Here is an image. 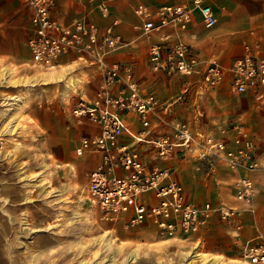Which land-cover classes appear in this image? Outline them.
<instances>
[{
  "label": "rangeland",
  "instance_id": "obj_1",
  "mask_svg": "<svg viewBox=\"0 0 264 264\" xmlns=\"http://www.w3.org/2000/svg\"><path fill=\"white\" fill-rule=\"evenodd\" d=\"M131 32L126 36L136 37L133 46L122 49L134 53L133 59L140 64L137 70L146 81L144 87L181 99L188 92L182 82L190 78L146 68L149 38ZM253 32L239 37L231 56L241 54ZM48 71L26 63L0 68V264H124L132 251L136 257L129 264H245L239 252L230 257L207 251L202 234H209L211 223L200 237V232L173 237L159 233L150 221L126 226L122 219L104 217L87 197L86 170L94 163L86 156L88 152L79 155L75 150L77 126H91L78 124L71 111L77 93L83 89L91 92L95 85L81 84L62 97L66 92H60L63 85L47 83L44 79L50 75L40 76ZM220 91L228 89L210 90L199 98L208 102L201 113L187 115L183 107L176 109L175 121H186L193 131L213 136L220 132V125L242 123L252 136L258 160L253 172L264 177V102L258 104L252 95L236 92H231L232 99ZM174 156L175 178L186 192L187 185L190 187L192 201H223L226 205L233 201L231 204H241L236 206L239 210L264 211V194H258L255 177L248 203L233 192L236 178L232 179L220 158H198L196 150L179 148ZM188 171L189 177L183 179ZM212 222L215 228L211 229L221 231L224 221L216 217ZM209 236L222 241L218 233Z\"/></svg>",
  "mask_w": 264,
  "mask_h": 264
},
{
  "label": "built area",
  "instance_id": "obj_2",
  "mask_svg": "<svg viewBox=\"0 0 264 264\" xmlns=\"http://www.w3.org/2000/svg\"><path fill=\"white\" fill-rule=\"evenodd\" d=\"M30 9V27L26 43L30 58L27 64L49 70L59 64L62 55L74 53L86 64L93 65L100 76L92 96H80L71 111L78 124L95 127L82 133L76 153L99 155L97 166L88 171L87 197L99 206L106 218H119L127 225L150 221L161 234L178 236L197 233L216 213L227 219L239 212L236 206L210 201L192 202L186 198L182 184L173 176L171 165L148 166L139 144L155 150V157L169 159L175 148L196 150L198 158L216 156L236 171L240 167L253 170L258 166L254 143L242 123L221 126L222 137L193 131L186 121L176 120L169 131L152 133L156 127L151 113L159 100L156 94L142 92L128 63H109L106 57L128 42L115 29L114 17L100 27L87 14L62 22L52 15L55 0H26ZM94 1V0H89ZM99 0L102 16H110L109 3ZM213 0H181L150 7L133 5L140 23L136 28L157 38L148 45V60L153 69L200 77L203 86L216 87L227 77L231 90L252 93L264 100V48L259 39L246 41L243 51L229 65L218 58L202 60L193 47L180 38H172L164 27L185 29L198 11L206 27L214 25L217 16ZM135 114L141 128L134 130L126 119ZM122 135L131 138L121 140ZM122 171V172H119ZM235 195L250 202L254 191L251 177L239 175L234 183ZM245 264H264V232H258L242 248Z\"/></svg>",
  "mask_w": 264,
  "mask_h": 264
},
{
  "label": "crops",
  "instance_id": "obj_3",
  "mask_svg": "<svg viewBox=\"0 0 264 264\" xmlns=\"http://www.w3.org/2000/svg\"><path fill=\"white\" fill-rule=\"evenodd\" d=\"M55 1L56 5L52 10V15L54 18L62 22H68L73 17L84 13L88 15L89 19L95 21L100 27H102L109 23L112 18H119V23L115 26V29L121 33L122 37L128 43L121 47V49H118V51L116 50L110 53L106 57V60L109 63H128L133 70L134 78L138 82V85L142 92L154 93L158 97L159 102L151 113V120L153 124L156 125V127L151 130L152 133L169 131L172 127L173 122L175 121V116L173 114L178 108L183 107V109L188 110L186 112L187 115H190L192 111L194 113H201V111L203 112V110L205 111L208 107H205L204 104L208 105V102L200 100L199 98L203 97V95L210 90L228 89V91L230 92L229 93L227 91L228 94L225 91H220V95L228 96V98L231 97V92L234 93V91L231 90V87L229 86L227 77L221 82L220 85L216 87H207L203 86L200 77L196 75H185L190 78L189 80L182 82L185 85L183 89L187 90L188 92L184 93L181 99L174 98V96L172 95L157 94L152 90H147L144 87L143 84H145L146 81L141 76L140 71L137 70V67L140 64L133 59L134 53H132L131 50L122 49L126 45H130L136 39V37L127 38L126 35H128L129 31H132L131 33H134L133 35H135V31H138V34H136V36L143 34L141 33L140 29L136 28L135 26L140 23V19L132 9L133 5L137 3H144L149 5L150 7H156L160 4L176 3L181 0H113L109 3L111 14L108 17L102 16L97 6L99 0ZM212 6L217 16V21L213 26L209 28L203 24L199 12L195 11L191 23H189L185 29L164 27L162 30L164 32H169L172 38L178 37L182 41L189 43L202 60L208 61L212 58H218L226 66L229 65V63H231L235 57H237H233L231 55L236 52L235 50L239 45V37L244 34L245 36H248L249 30L254 31V35H250L247 38V41L259 39L261 37L262 40L259 39V41L261 43V46L264 48V0H213ZM29 27L30 9L26 0H0V68H18L24 63L27 64L30 58L28 46L26 43L27 37L29 35ZM146 36L147 38H149V45L150 41L157 38V32H153L150 36ZM132 46L133 45L131 44L129 47ZM226 58L228 59L227 61L224 60ZM147 63L148 65H146V68H148L149 70H153L148 60V56ZM47 75H50V77L44 79L47 83L52 82L63 85L60 89V92H66H64L65 94H62V97H65L70 91H76V88L80 87L81 84L86 85L88 83L95 85L94 90L89 92L83 89L82 92L77 93V95L79 94V97L92 96L100 80V76L95 70L94 66L86 64L84 61L78 59L74 53L62 55L57 66L49 69L48 72L41 74L40 76ZM40 76H38V78ZM0 82H3V80H0ZM72 94L73 93H71V95ZM242 95H252V97L257 100L255 96L250 92ZM231 102H233V100ZM257 102L259 104L260 101ZM262 102H264V100ZM126 119L134 130H138L141 128V124L135 114H127ZM235 122L236 121H232L227 125L233 124ZM8 126L10 125L8 124ZM90 126L91 127L77 126L79 136L82 133H91L96 130L94 126ZM79 136L77 138V143L79 140ZM216 137H222V134L219 132ZM121 140L130 142L131 138L127 135H122ZM139 146L144 153V161L148 166H152L155 164H158L160 166L171 165L173 169V176L178 178V176L176 175L177 173L175 172L176 169L174 168V153L172 156H170L169 159L164 160L155 157V150L150 146L144 143H140ZM86 156L90 161H93L94 163L92 167H89L86 170L87 173L97 166L99 162V155L94 152H88ZM220 159L230 170L229 173L233 180L239 175H245L251 177L253 181V176L255 177L254 179L258 194H264V177H260L259 174L254 173V169L249 170L240 167L239 169L234 171L227 166L222 158ZM186 174H188V176ZM185 175L186 177L184 176L183 179H187L189 177V171L185 173ZM184 191L186 198L189 201H192L191 191L188 185L187 192L186 190ZM234 191L235 189L233 188V192ZM220 202L223 203V201ZM231 203H233V201L228 203L227 205L241 207V204ZM256 205H259L258 199ZM253 212L254 213H249V211L241 209L235 217L227 219H223L215 213L210 221L205 226L201 227V229L198 231L200 232V237L204 232L202 229L206 228L207 225L209 226L210 223L212 224L209 227V234H207L206 232L202 234V243H206L205 247L207 251L212 253H227V255H229L230 257H232L234 253H242V248L249 240H251L258 232H264V211L256 209ZM216 217L221 218L224 221L222 223V229L219 232H215V229H211V227L215 228V223L213 224L212 221H214ZM215 233L222 235L221 242H218L220 240L217 239L213 240L209 236ZM213 255L222 258L221 255Z\"/></svg>",
  "mask_w": 264,
  "mask_h": 264
},
{
  "label": "bare ground",
  "instance_id": "obj_4",
  "mask_svg": "<svg viewBox=\"0 0 264 264\" xmlns=\"http://www.w3.org/2000/svg\"><path fill=\"white\" fill-rule=\"evenodd\" d=\"M109 245H110V242H107V246L106 247H109ZM116 251L118 250V248H116L115 249ZM135 250V249H134ZM114 252V251H113ZM114 256V255H113ZM191 256V255H190ZM193 256H196V253L195 254H192V257ZM136 257V252L135 251H132L128 256H127V260H126V262L124 263V264H129L128 262H130V260L132 259V258H135ZM211 261H216L215 259L214 260H211ZM214 262H212V263H214ZM95 264H97V263H95Z\"/></svg>",
  "mask_w": 264,
  "mask_h": 264
}]
</instances>
